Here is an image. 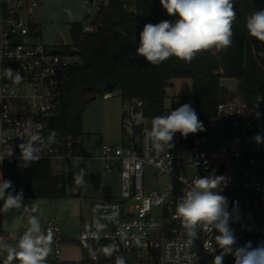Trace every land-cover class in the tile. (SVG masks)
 I'll return each instance as SVG.
<instances>
[{"label":"built area","instance_id":"2783aa9c","mask_svg":"<svg viewBox=\"0 0 264 264\" xmlns=\"http://www.w3.org/2000/svg\"><path fill=\"white\" fill-rule=\"evenodd\" d=\"M0 2L4 13L0 29V140L4 142L0 143V157H5L1 165L6 160H20L18 145L23 142L20 136L27 139L25 129L42 132L49 119L57 115L61 85L75 61L70 52L52 54L53 48L41 44L38 33L30 32L38 0ZM92 2L84 1L89 18L99 9H93ZM84 29L91 27L86 23ZM4 68L19 71L22 82L14 84L7 79ZM232 94L217 104L203 149L185 142L197 133L187 138L176 133L172 148L156 152L145 139L148 131L143 129L137 146L130 136H124L119 144H101L94 155H85L83 138H78L75 143L82 145V154L75 155L70 140L55 138L49 149L41 151L39 160H47L59 174L67 172L66 164L77 158L99 163L109 175L115 167L119 171L118 193L91 203L77 241L105 242L113 247L104 264H116L117 257L125 264H203L220 251L216 247L213 252L214 237L219 233L198 225L197 236L189 243L186 229L175 216V206L193 179L215 174L227 177L221 194L228 199L227 210L238 217L230 222L238 242L244 245L246 237H258L259 242L252 244L257 246L264 235V143L257 144L254 137L264 135V111L257 118L237 90ZM121 120L122 129L128 133L135 121L143 123L142 103L123 102ZM11 150L12 155L7 156ZM77 171L69 172L74 176ZM150 175L157 185L152 189L147 187ZM44 231L54 234V258L47 261L54 264L61 261L55 242L64 238L53 220L47 222ZM90 257L95 260L97 250Z\"/></svg>","mask_w":264,"mask_h":264},{"label":"trees","instance_id":"16d2710c","mask_svg":"<svg viewBox=\"0 0 264 264\" xmlns=\"http://www.w3.org/2000/svg\"><path fill=\"white\" fill-rule=\"evenodd\" d=\"M234 6L237 18L232 29L233 43L226 51H205L190 63L172 57L152 65L135 55L139 34L147 23L156 24L174 20V17L166 13L160 0H101L92 18L84 15V21L69 24L71 44L60 49L65 53L75 50L72 56L76 60L61 85L58 113L49 119L42 134L46 137L50 130H55L56 138L70 140L74 145L72 153L80 155L82 145L75 141L85 135L82 115L92 100L118 92L122 103L140 101L144 121L151 120L168 112L164 108L165 91L171 80L178 78L190 80L191 106L205 128L185 141L189 147L205 148L208 122L216 116L217 104L233 96L231 91L222 88L221 79L237 81V93L251 112L264 111V43L251 37L245 26L248 15L256 9H264V0H234ZM85 21L91 30L84 29ZM29 29L31 33H38L32 23ZM143 129V123L135 121L130 133L123 129L121 132L123 137L130 136L137 146ZM0 173L4 179L12 181L16 191L23 190L24 198L58 199L66 196L68 187L77 188L72 175L68 176V172L54 174L47 160H38L28 167H23L20 160H6L0 165ZM248 241L257 244L259 238L246 237L244 242ZM73 242L81 250V260L54 264L106 262L108 243ZM96 250L97 258L93 260L90 255ZM213 257L206 258L203 264H212ZM223 264H235L234 257L225 256Z\"/></svg>","mask_w":264,"mask_h":264},{"label":"clouds","instance_id":"9594fccd","mask_svg":"<svg viewBox=\"0 0 264 264\" xmlns=\"http://www.w3.org/2000/svg\"><path fill=\"white\" fill-rule=\"evenodd\" d=\"M162 8L174 20H163L159 23H147L139 34V47L136 56L143 57L149 64L159 65L175 57L190 63L196 56L205 51H226L233 40V25L237 18L234 0H160ZM248 34L264 43V9L254 10L246 17ZM3 57L0 56V60ZM4 76L14 84L22 82L19 71L4 68ZM258 107V105H257ZM259 118L260 113L256 112ZM204 125L198 114L190 104H182L166 115H157L151 119L149 131L145 139L151 142L156 152H164L173 147L176 133L187 138L189 134L204 131ZM27 139L20 136L22 143L20 161L23 167L40 159L39 153L49 149L55 142L57 132L50 130L45 137L40 130L25 129ZM257 144L264 143V135L257 133L254 137ZM0 140V143H3ZM11 150L7 156L12 155ZM5 157H0V162ZM73 180L76 185L85 184L84 171L75 173ZM227 184V177L211 174L193 179L188 190L183 194L175 206V216L178 217L190 238H196V227L203 226L215 234L216 247L220 249L214 255L212 264H223L227 255H232L235 264H264V242L253 247L251 241L239 245L230 222L234 217L228 209V199L221 194ZM0 213H10L24 208L28 213L24 219L27 227L17 238L14 232L12 239L15 245L0 241V255L6 256L4 264H47V258L53 251L54 234L42 229L40 218L35 214L37 205L24 204L23 190L16 191L11 180L4 179L0 173ZM235 211V209H234ZM113 247L106 248L108 255H112ZM116 264H125L122 257H117Z\"/></svg>","mask_w":264,"mask_h":264},{"label":"rangeland","instance_id":"374dc122","mask_svg":"<svg viewBox=\"0 0 264 264\" xmlns=\"http://www.w3.org/2000/svg\"><path fill=\"white\" fill-rule=\"evenodd\" d=\"M47 0L44 5H39L32 12L34 18L50 17L58 22L41 23V42L42 44L55 47L69 46L71 39L69 35V23L84 21L86 9L83 0ZM101 0H93L92 8L100 5ZM89 6V3L87 4ZM45 11V13H44ZM88 21H85L87 23ZM76 59L74 58V61ZM220 85L223 89L234 92L237 88V81L233 79H221ZM191 82L186 78H178L171 80V85L166 88L164 108L172 111L174 108L180 107L182 104H190ZM122 102L118 92H114L105 98H96L92 100L85 108L82 115V131L83 137V154L94 155L97 147L101 144H119L122 139V120H121ZM151 120H145L143 127L149 131ZM78 168L84 171L85 184L77 185V188H67L66 196L58 198L60 205L59 214L62 219H55V202L53 200L41 201L38 206L44 208L42 212L37 207L35 213L41 222L44 230L47 222L52 220L55 222L60 235H65L66 240H57L56 247L60 250L61 261H79L82 258L79 246L73 242L78 240L79 230L87 220L89 206L93 201L108 198L118 193V169L115 167L113 174H107L103 167L97 162H91L82 158H77L66 164L65 170L73 172ZM76 172V173H77ZM54 174H59L56 169ZM149 189L157 187L152 180L151 175L148 178ZM80 193L77 197L76 194ZM26 212V211H25ZM27 213V212H26ZM24 231V230H23ZM23 231L15 232L17 238ZM14 233V232H13ZM9 245H15L16 240L7 242ZM53 251H54V246ZM48 256L47 261H52L54 252ZM1 261L6 259L2 255Z\"/></svg>","mask_w":264,"mask_h":264},{"label":"crops","instance_id":"0c3cea01","mask_svg":"<svg viewBox=\"0 0 264 264\" xmlns=\"http://www.w3.org/2000/svg\"><path fill=\"white\" fill-rule=\"evenodd\" d=\"M38 1H39L38 6L39 5L40 6L43 5V9H44V5L47 2V0H38ZM84 1L85 0H83V3H84ZM78 3L80 5L79 0H78ZM44 13H45V11H44ZM3 19H4V13L1 10V2H0V29L2 27V20ZM43 20H44V22L46 21V22H51V23L58 22V21H55L53 18H50V17H47V16L46 17L42 16V17H38V18H34L33 15L31 16L30 22L32 24L36 25L37 31H38V36H39V42L41 44H42V42H41L40 28H41V23L43 22ZM71 23H73V22H71ZM23 41H29V40H23ZM45 46L49 47L48 45H45ZM49 48H60V47L50 46ZM107 96H105V97H107ZM105 97H103V98H105ZM44 200H53L55 202V212H54L55 213V219L56 220L62 219L63 216H61L59 214V207H60L61 204H59L57 202L58 201L57 199H30V198H24V204L27 205V206H30L32 203H34L35 205H37V207H39L38 205L40 203H43ZM41 201H43V202H41ZM2 204L3 203H0V207H2ZM39 208L41 210H43L42 212H45L44 208H42V207H39ZM27 214L28 213L25 212L24 208H21L20 210L12 211V212L7 213V214L0 213V241L6 242V243L10 242V241L13 240L12 236H11V234L13 232H20V231L25 230V228L27 227V222L24 219V217H26ZM62 236H63L64 240H66L65 235L63 234ZM1 257H2V255H0V258ZM0 261H1V259H0Z\"/></svg>","mask_w":264,"mask_h":264},{"label":"water","instance_id":"95a60500","mask_svg":"<svg viewBox=\"0 0 264 264\" xmlns=\"http://www.w3.org/2000/svg\"><path fill=\"white\" fill-rule=\"evenodd\" d=\"M51 53L52 54H60V53H62V50L57 49V48H53L51 50ZM70 53H71V55H74L75 54V50H72ZM68 176H70V172H68ZM261 242H264V235H262V237H261L260 243Z\"/></svg>","mask_w":264,"mask_h":264}]
</instances>
